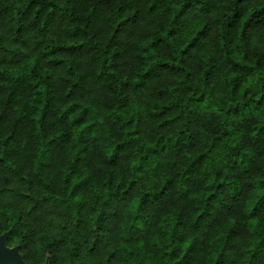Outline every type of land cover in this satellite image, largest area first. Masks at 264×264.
I'll return each mask as SVG.
<instances>
[{"label": "trees", "instance_id": "1", "mask_svg": "<svg viewBox=\"0 0 264 264\" xmlns=\"http://www.w3.org/2000/svg\"><path fill=\"white\" fill-rule=\"evenodd\" d=\"M27 264H264V0H0V233Z\"/></svg>", "mask_w": 264, "mask_h": 264}, {"label": "water", "instance_id": "2", "mask_svg": "<svg viewBox=\"0 0 264 264\" xmlns=\"http://www.w3.org/2000/svg\"><path fill=\"white\" fill-rule=\"evenodd\" d=\"M8 232L4 231L0 233V264H27L21 253L19 252V246L15 245H8L6 242ZM41 264H49L48 260Z\"/></svg>", "mask_w": 264, "mask_h": 264}]
</instances>
